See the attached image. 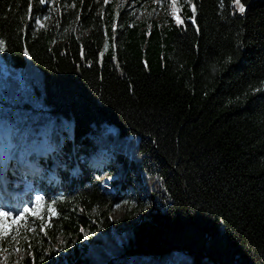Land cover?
<instances>
[{"label": "trees", "instance_id": "16d2710c", "mask_svg": "<svg viewBox=\"0 0 264 264\" xmlns=\"http://www.w3.org/2000/svg\"><path fill=\"white\" fill-rule=\"evenodd\" d=\"M240 3L178 0L180 24L169 2L162 21L117 0H0V113L27 111L3 183L44 198L0 242L24 246L17 264H50L61 235L59 264H264V0ZM35 125L46 150L19 161ZM134 198L137 220L113 226Z\"/></svg>", "mask_w": 264, "mask_h": 264}, {"label": "rangeland", "instance_id": "374dc122", "mask_svg": "<svg viewBox=\"0 0 264 264\" xmlns=\"http://www.w3.org/2000/svg\"><path fill=\"white\" fill-rule=\"evenodd\" d=\"M117 3L121 5L127 4L133 8L138 18H155L164 21L169 11L167 0L159 4L154 2V0H142L141 3H138L137 0H117ZM233 10H238V6L235 5L234 2ZM41 21L42 23L44 22L43 20ZM26 112L27 111L24 112L21 108H12L6 112L0 113V157L2 162L7 155H10L16 148V141L11 135L12 126L19 121ZM46 147L47 138L42 126L35 125L31 127L24 136L22 147L17 155L19 161L27 157L31 151H38L41 153L46 150ZM48 153L53 155L51 150H48ZM100 155V151H93L89 154V157H98ZM18 166L20 167V163H18ZM123 171L124 169L119 167L113 172H102L100 176L101 186L106 190L114 191L115 188L112 184V179L121 177ZM139 181L140 177L137 175L135 182L139 183ZM33 190V183L28 178L14 181L12 187L0 185V207H3L6 211H11L13 217L18 215L24 208H32L34 211H38L39 215L43 217V205L40 204L39 208H37L36 205V197L39 196V192L36 194L34 193L32 203L26 204L27 198L30 197ZM136 203L137 200L134 198L130 202L121 201L114 204L109 212V217L113 226H117L120 230H123L130 226L132 220H137L138 214L132 212ZM146 203L148 206H152L154 201L152 198H149L146 200ZM11 219L12 217L9 218L10 221ZM71 246H73V242L69 241L68 237L61 235L55 246L56 251H54L49 258L50 264H59L62 260H65L70 252ZM16 248H19L20 251H15ZM25 253L26 249L23 245L15 244L11 251L0 252V264H17Z\"/></svg>", "mask_w": 264, "mask_h": 264}, {"label": "snow or ice", "instance_id": "6c2138e0", "mask_svg": "<svg viewBox=\"0 0 264 264\" xmlns=\"http://www.w3.org/2000/svg\"><path fill=\"white\" fill-rule=\"evenodd\" d=\"M49 2V0H39V3L41 4H47ZM53 3H55V0H52ZM107 2V0H106ZM154 2L156 3H163L164 0H154ZM168 2L171 5V9H172V16L174 17V19L176 20L177 23L182 24L183 21L180 19L178 13V9L176 7L178 0H168ZM186 3L191 5V0H185ZM233 2L235 3V5L238 6V11L240 13H243L245 11L244 5L240 3V0H233ZM74 6V5H73ZM192 7V11L195 12V6L191 5ZM29 19H32L31 16V5H29ZM44 20L50 19V17L45 16L43 18ZM193 22H194V17H192ZM37 24L40 25V27H44L45 25L42 23V21L40 19H36L35 21ZM6 51V44L5 41L3 39H0V53ZM43 197L42 196H37L36 197V205L37 208H39L41 202L43 201ZM56 201L53 200L52 204H55ZM31 213L33 216L38 217L39 219L43 220L44 217L39 215L38 211H34L32 208H24L22 211H20L18 213V215L13 217V213L11 211H6L3 207H0V242L4 241V240H8L10 237V242H15L17 236L20 235V227H19V222L22 220H26V214ZM56 211L54 208H49V216H48V220L50 222L51 220V216L52 215H56ZM12 217L11 219V223L8 222L9 218ZM16 226V227H13ZM48 225H42L41 226V230L43 231V229L45 227H47ZM31 247V244H29V248ZM0 251H7V249H3L0 248ZM15 251H20L19 248H16Z\"/></svg>", "mask_w": 264, "mask_h": 264}]
</instances>
